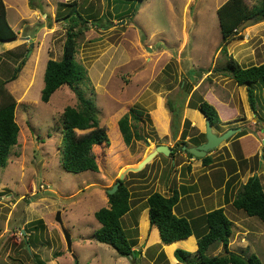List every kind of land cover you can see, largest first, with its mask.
Returning a JSON list of instances; mask_svg holds the SVG:
<instances>
[{
  "label": "rangeland",
  "instance_id": "rangeland-1",
  "mask_svg": "<svg viewBox=\"0 0 264 264\" xmlns=\"http://www.w3.org/2000/svg\"><path fill=\"white\" fill-rule=\"evenodd\" d=\"M3 1L16 37L0 42V81L9 79L22 59L25 64L18 77L5 84L17 101L19 132L7 164L0 168V264H36L34 256L46 264H175L171 249L158 239L153 241V228L147 225L145 212L148 194L158 191L170 195L174 188L181 192L202 190L184 197L175 210L176 214L184 212L198 220L205 210L223 202L217 197L226 196L225 202H229L239 189V183H235L239 174L234 173L227 180L233 186L224 193L214 169L211 178L218 186L210 191L216 197L211 194L206 198L207 167L189 163L191 157L175 145V141H182V128L186 129L189 146V136L205 129V117L187 107L189 100H196V94L215 106L222 121L233 120L234 126L245 123V113L252 111L245 86H238L224 71L227 58L220 51L216 9L225 0H78V10L92 18L77 38L75 59L87 69L88 77L79 85L95 103L99 125L111 136L110 146L102 147L106 152L97 149L102 153L100 170L78 173L65 170L59 154L63 143L61 113L67 105H77L75 92L62 85L47 102L40 98L47 59L62 55L68 21L56 16L66 9L59 2L68 0ZM245 2L254 6L260 0ZM227 54L243 67L263 61L264 20L240 30L227 44ZM192 90L197 93L191 94ZM168 98L178 104L183 101L178 125L173 124L167 109ZM258 102L262 105L263 98L259 96ZM132 106L147 112L149 119L143 116L137 123V131L144 138L127 145L115 124ZM185 118L191 125L184 127ZM227 127L222 124L215 129L222 132ZM231 137L210 151L215 163L209 167L223 164L220 168L226 166L233 172L240 164L253 169L256 159L244 167L245 161L227 166L230 152L222 145ZM159 143L173 148V154L157 153L140 170L129 169ZM121 173L131 191V210L122 218V224L136 241L137 258L121 256L94 237L99 227L94 212L108 205L106 190ZM57 212L71 236L70 251L55 219ZM224 212L232 222L233 238L238 230L236 221L245 224L253 235L249 250L237 245L239 233L228 249L255 253L264 260V222L230 204ZM38 219L43 227L32 229L29 222ZM29 237L31 246L25 242ZM190 240L181 244L188 247ZM222 251V245H213L207 254Z\"/></svg>",
  "mask_w": 264,
  "mask_h": 264
},
{
  "label": "trees",
  "instance_id": "trees-1",
  "mask_svg": "<svg viewBox=\"0 0 264 264\" xmlns=\"http://www.w3.org/2000/svg\"><path fill=\"white\" fill-rule=\"evenodd\" d=\"M58 5L66 8L64 12L56 16L57 19L68 21L66 36L61 57L59 59L48 58L45 63L40 98L47 102L51 94L62 85H67L75 92L77 105H67L61 113L63 143L59 149L60 163L65 170L74 173L85 170L99 171L102 153L97 149L103 151V146L108 148L111 144V136L108 130L99 125L95 103L84 95L79 85L80 82L87 80V69L75 59L77 38L87 28L86 23L92 18L91 16L86 18L78 10V0L59 2ZM216 14L221 33L220 51L227 58L224 66V71L227 73L225 74L232 78L238 86H245L250 108L256 112L257 107L264 106V103L261 105V102L256 104L261 89L264 95V62L243 67L231 54H227V44L240 33L239 26L241 24L247 23L248 25L264 20V0H260L259 4L254 6H248L245 0H225L217 7ZM15 37L16 32L7 20L4 1L0 0V42L12 40ZM24 64L25 59H22L14 68L9 79L0 81V168L7 164L11 148L17 144L19 132V126L15 120L17 101L5 84L18 77ZM192 93L197 92L192 90ZM166 104L172 115L173 124L177 123L178 125V115L183 101L178 104L168 98ZM187 107L198 110L212 127L217 128L221 124H226L230 128L237 127L232 124L233 120L222 122L216 108L201 95L196 94V100H189ZM143 116L149 119L147 112L132 106L116 121V128L121 133L125 144L129 145L134 140L144 138V135L137 131V123L142 120ZM183 124L184 127L188 126L190 121L185 118ZM246 133V128H242L232 137L236 138ZM186 135V129L182 128L180 134L182 141H175L178 148L181 149L182 145H186L187 142L184 140ZM189 139L193 145H198L205 141V134L197 133ZM183 151L189 157H193L191 153ZM262 155L264 157V153ZM253 158L258 161L257 155H254ZM200 159L204 165L209 164L212 160L209 154ZM118 180L117 189L113 193L106 192L108 205L102 206L94 212V217L99 223V227L94 231V237L97 241L111 246L121 256L127 257L134 252L135 254L132 256L137 258L138 252L134 249L136 241L130 237L122 224V217L131 208V191L123 179L117 178L116 182ZM178 200L177 190L168 196L153 191L146 197L149 223L157 227L162 243H170L166 247H169L171 251L178 244V241H173L190 236L193 227L188 217L173 212V207ZM231 203L233 207L242 210L246 215L256 216L264 222V189L260 178L256 175L250 176L239 187ZM201 218L204 220L205 229L197 236V249L191 252L176 248L173 253L178 261L176 264H264V260L255 253L247 254L243 251L235 253L228 249L232 223L225 215L223 207L211 209L203 213ZM29 223L32 229L43 227L41 219ZM186 240L189 239H184V241ZM25 242L31 246V237L27 238ZM213 245H222L223 251H226L227 254L208 255L207 251ZM243 257L246 258V261L242 259ZM34 259L36 264H46L37 256H34Z\"/></svg>",
  "mask_w": 264,
  "mask_h": 264
},
{
  "label": "crops",
  "instance_id": "crops-1",
  "mask_svg": "<svg viewBox=\"0 0 264 264\" xmlns=\"http://www.w3.org/2000/svg\"><path fill=\"white\" fill-rule=\"evenodd\" d=\"M2 42V41H1ZM251 60V59H250ZM249 60V61H250ZM262 62H264V60L263 61H258V63H256V64H260V63H262ZM255 64V63H254ZM251 65V64H250ZM253 65V64H252ZM246 66H248V65H246ZM259 96H262V98L264 99V95H263V93H262V89H261V91H259V94H258ZM221 103V102H220ZM212 104V103H211ZM213 105V104H212ZM214 106V105H213ZM215 107V106H214ZM192 109V108H191ZM252 110V109H251ZM168 112V111H167ZM218 112V111H217ZM246 112V111H245ZM220 117V116H219ZM188 119V118H187ZM221 119V118H220ZM189 120V119H188ZM190 121V120H189ZM222 121V120H221ZM227 121H229V120H227ZM222 122H226V121H222ZM191 125V124H190ZM222 125V124H221ZM220 125V126H221ZM237 126H239L240 127V129H242V128H246L247 127V129H246V131H247V133L246 134H243V135H241V136H239V137H236V138H233V137H231V139L228 141V142H226L225 144H223L222 146H226V149H224V150H227L228 152H230V154H229V157L227 158V159H229V161H228V163H227V166L228 165H230V164H232V162H234L235 164L237 163V162H239V161H245V163H244V165H243V167L246 165V162H249V161H251V159H252V161H253V156L254 155H258L257 157H258V159H260V164H259V171L256 169V166H257V160H255L256 161V163L254 162V168L252 169V168H250V166L249 167H247V168H242V165H240V164H238V165H236L235 166V171H233V172H230V169L228 168V167H226V166H223L222 168H220V165H223V164H219V166H212V167H209L211 164H214L215 162H213L212 160H211V162L209 163V164H207V165H204L203 163H202V160L200 159V158H198V159H200V162H197V161H199V160H194V158L195 157H191V158H189L188 160H189V163H191L192 165H197L198 163L200 164H203V166L204 167H207V168H205V171H204V175H206V177H205V181H206V184L204 185V187H206L207 188V194H205V195H207V197L206 198H209L210 196H211V194H213V192L212 191H210L211 189H213L214 187H216V186H218V185H214L213 184V178H211L212 176H211V173H212V171L215 169V170H217V172L216 173H219V177H218V181H219V183H220V185L222 186L221 188H223V192L225 193L226 192V190H227V188L230 186L229 184H227V180L229 179V177H230V175L231 174H234V173H238L239 174V181H235V183H239L238 185H239V187L242 185V184H244L246 181H247V179L250 177V176H252V175H256V176H258L259 178H260V181H261V183H262V186H263V189H264V157H263V155H262V153H264V140L262 139V137H264V130L262 129L263 127H264V110L261 108V107H257L256 108V112L255 111H251V112H247V113H245V123H243V124H238ZM259 126H260V128H259ZM213 128V132H215V133H217V134H220V133H222V132H224L225 130H222V132H220V131H218L217 129H215L214 127H212ZM228 128H230V127H227V129ZM215 129V130H214ZM182 131V130H181ZM180 131V132H181ZM199 131H201V132H198V133H204V130H199ZM175 134H177V132H175ZM181 134V133H180ZM187 136V135H186ZM185 136V137H186ZM195 136V135H194ZM190 137H192V136H189V138ZM175 139H177L178 138V136L176 135V137H174ZM188 138V139H189ZM179 139H181V137L179 138ZM184 140H185V138H184ZM162 142H165V141H162ZM165 144V143H164ZM250 146V147H249ZM170 147V146H169ZM173 149V148H172ZM209 155H211L212 154V152H209L208 153ZM231 166V165H230ZM229 166V167H230ZM233 169V168H232ZM209 173H210V175H209ZM220 173H222L221 174V176H220ZM210 182V183H209ZM210 184V185H208V184ZM231 186H233V185H231ZM231 186L229 187V189H231ZM211 188V189H210ZM238 189V187H236L235 189H234V191L235 190H237ZM174 190H177L178 191V193H179V200H178V202H177V204L173 207V212L176 214V209L178 208V205H179V203L182 201V199L184 198V197H189V196H193L194 195V193L195 192H197V193H203V191L201 190L200 192L199 191H194V190H191V192H190V190H185V191H183V192H181L180 190H178V189H176V188H174V189H172V192L170 193V195L174 192ZM200 190V189H199ZM192 191H194V192H192ZM215 192V191H214ZM222 192V193H223ZM196 195V194H195ZM204 195V196H205ZM214 195V194H213ZM168 196V195H167ZM204 196H200V197H202V198H205ZM215 196V195H214ZM216 197V196H215ZM205 198V199H206ZM218 199L219 198H221V200H223V202H219V203H217L216 205H214L213 207H210V208H208L207 210H205V212H207V211H209V210H211V209H214V208H218V207H223V209H225L226 208V205L228 204H230V205H232V200H233V198L234 197H231L230 199H229V202H225L226 200H225V198H226V196H220V197H217ZM205 199H202V201L204 202V200ZM235 208V207H234ZM182 209H184V207L182 208ZM130 210H131V208H130ZM129 210V211H130ZM128 211V212H129ZM127 212V213H128ZM145 212H147V214H148V207H146V211ZM204 212V213H205ZM126 213V214H127ZM125 214V215H126ZM203 214V213H202ZM201 214V215H202ZM124 215V216H125ZM177 215H184V216H186V217H188L187 215H185L184 214V212H181V213H179V214H177ZM123 216V217H124ZM122 217V218H123ZM189 218V217H188ZM241 218V217H240ZM148 219V218H147ZM189 220L191 221V224H192V234L190 235V236H188V237H186V238H183V239H178V240H175V241H173V242H177L178 244H176L173 248H172V251L170 252V254H171V256L170 257H172V260H174L176 263L178 262L177 261V259L176 258H174L175 256H173L174 254V250L176 249V248H182V249H185V250H188V251H191V252H194L196 249H197V236L199 235V234H201L203 231H204V229H205V223H204V220L202 219V218H200V219H198V220H195L194 218L192 219V218H189ZM145 222H147V220H145ZM232 223V222H231ZM150 223H149V219H148V223H147V225H149ZM152 227L151 228H153V230H152V234H153V238H154V240L153 241H155V240H160V236H159V232H158V229H157V227L154 225V224H150ZM200 228V231L199 232H197V230ZM235 228L236 229H238V230H236V234H235V237L237 236V238H238V234L237 233H239L240 235H239V238H240V240L237 242V245L238 246H242V247H244V248H248V250H249V247H251L252 246V243L250 244V241H252L251 239L253 238V235H252V233H251V230L245 225V224H241V221H236V224H235ZM142 231H143V229H142ZM232 234V233H231ZM233 236H234V233L232 234V235H230V239H229V246L232 244V239L234 240V238H233ZM184 239H191L190 240V242H189V246L188 247H186V246H184L183 244H181V241H184ZM160 242H161V240H160ZM173 242H171V243H173ZM162 243V242H161ZM162 244H164V246L166 247V245H168V244H170V243H162ZM231 250V249H230ZM167 251V250H166ZM231 251H233V250H231ZM234 252H237V251H234ZM251 252H253V250L251 251ZM217 253H215L214 255H216ZM224 255V251H222L221 253H219V255ZM175 263V264H176ZM181 264H183V263H181Z\"/></svg>",
  "mask_w": 264,
  "mask_h": 264
},
{
  "label": "water",
  "instance_id": "water-1",
  "mask_svg": "<svg viewBox=\"0 0 264 264\" xmlns=\"http://www.w3.org/2000/svg\"><path fill=\"white\" fill-rule=\"evenodd\" d=\"M246 25H247V23L241 24L239 26V30H242ZM212 130L213 129H212V126L210 125V122L207 119H205V129H204L205 141L202 142L201 144L196 145V146L183 145L182 149H185L187 152L191 153L194 157L202 158V157L206 156L208 152L215 149L222 142H224L225 140L230 138L233 134L239 132L240 128L239 127L228 128L220 134H217V133L213 132ZM170 152H172L171 147H169L168 145H166L164 143H159L153 148V150L148 152L136 164V166L129 167V169H131L133 171H138V170H140V167L144 163H146L149 159H151L155 154L162 153L164 155H168ZM123 175L124 174L121 173L118 178L122 179ZM118 184H119V180L117 182H115L111 188L107 189L106 192L107 193H113L117 189ZM55 219L60 225L61 231L63 233L64 239L66 242L67 250L70 251L71 250V244H72L71 243V236H70L69 232L64 228L59 212L56 213ZM134 254L135 253L133 252L132 255L134 256ZM224 254H227V252L224 251ZM242 259H244L246 261V258L243 257Z\"/></svg>",
  "mask_w": 264,
  "mask_h": 264
},
{
  "label": "clouds",
  "instance_id": "clouds-1",
  "mask_svg": "<svg viewBox=\"0 0 264 264\" xmlns=\"http://www.w3.org/2000/svg\"><path fill=\"white\" fill-rule=\"evenodd\" d=\"M215 128V127H214ZM213 129V128H212ZM234 135V134H233ZM232 135V136H233ZM186 141V140H185ZM201 144V143H200ZM183 146V145H182ZM186 146H189V145H187V143H186ZM191 146H196V145H193L192 143H191ZM181 150L183 151V150H185V149H182V147H181ZM209 153V152H208ZM208 153H207V155H208ZM194 157V156H193ZM195 158H198V157H195Z\"/></svg>",
  "mask_w": 264,
  "mask_h": 264
},
{
  "label": "built area",
  "instance_id": "built-area-1",
  "mask_svg": "<svg viewBox=\"0 0 264 264\" xmlns=\"http://www.w3.org/2000/svg\"><path fill=\"white\" fill-rule=\"evenodd\" d=\"M262 129L264 130V127ZM262 139L264 140V137H262Z\"/></svg>",
  "mask_w": 264,
  "mask_h": 264
}]
</instances>
